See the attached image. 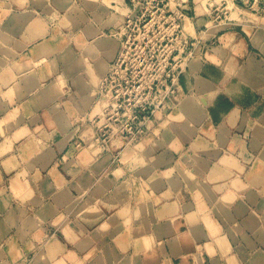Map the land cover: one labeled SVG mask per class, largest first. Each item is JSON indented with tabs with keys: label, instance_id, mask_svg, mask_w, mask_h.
<instances>
[{
	"label": "crops",
	"instance_id": "crops-1",
	"mask_svg": "<svg viewBox=\"0 0 264 264\" xmlns=\"http://www.w3.org/2000/svg\"><path fill=\"white\" fill-rule=\"evenodd\" d=\"M195 9L133 137L100 96L131 0H0V264H264V13Z\"/></svg>",
	"mask_w": 264,
	"mask_h": 264
},
{
	"label": "built area",
	"instance_id": "built-area-1",
	"mask_svg": "<svg viewBox=\"0 0 264 264\" xmlns=\"http://www.w3.org/2000/svg\"><path fill=\"white\" fill-rule=\"evenodd\" d=\"M210 27L236 26L245 13H264V0H206ZM192 0H131V10L115 36L119 51L100 96L108 99V121L122 136L141 135L146 123L166 107L180 77L196 57L187 29ZM178 67V68H177ZM110 128V127H109Z\"/></svg>",
	"mask_w": 264,
	"mask_h": 264
},
{
	"label": "rangeland",
	"instance_id": "rangeland-1",
	"mask_svg": "<svg viewBox=\"0 0 264 264\" xmlns=\"http://www.w3.org/2000/svg\"><path fill=\"white\" fill-rule=\"evenodd\" d=\"M206 0H202V3H200V1L198 0V1H196V0H192V10L191 11H193L194 13H195V8L196 7H201L202 8V11H204L203 10V7L206 5ZM191 13V12H190ZM203 13H205V11L203 12ZM206 14V13H205ZM207 15V14H206ZM208 16V15H207ZM187 29H193L192 28V25L190 24V22H188V25H187ZM188 30V31H189ZM193 40H194V42H195V45H196V42H197V40H196V38H193ZM200 50H201V47H199L198 46V44L195 46V49H194V54H195V52L197 53V52H200ZM197 57V56H196ZM195 57V55H194V59L196 58ZM178 68V67H177ZM103 99H104V106L106 107V106H108V99L105 97H102ZM169 102V101H168ZM168 104V103H167ZM108 111V110H107ZM105 114H106V112H104Z\"/></svg>",
	"mask_w": 264,
	"mask_h": 264
}]
</instances>
